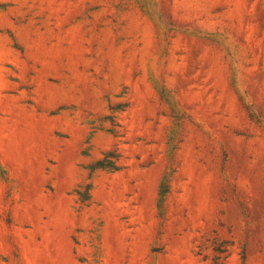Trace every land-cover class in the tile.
I'll return each instance as SVG.
<instances>
[{"label":"rangeland","instance_id":"rangeland-1","mask_svg":"<svg viewBox=\"0 0 264 264\" xmlns=\"http://www.w3.org/2000/svg\"><path fill=\"white\" fill-rule=\"evenodd\" d=\"M0 264H264V0H0Z\"/></svg>","mask_w":264,"mask_h":264}]
</instances>
